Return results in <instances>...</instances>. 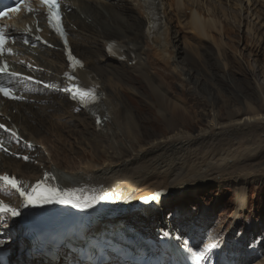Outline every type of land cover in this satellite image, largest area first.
Returning <instances> with one entry per match:
<instances>
[{
  "label": "bare ground",
  "instance_id": "bare-ground-1",
  "mask_svg": "<svg viewBox=\"0 0 264 264\" xmlns=\"http://www.w3.org/2000/svg\"><path fill=\"white\" fill-rule=\"evenodd\" d=\"M73 1L76 9L69 17L79 30H73L72 43L76 54L86 63L82 83L89 85L95 80L101 86L103 97L94 114L84 111L92 120L95 130L91 140L83 135L85 139L90 140L88 147L93 151L90 156L91 163L85 164L75 174L66 170L64 176L68 183L81 186L84 195L97 197L94 200L97 215L113 217L105 218L89 230L72 233L69 237L72 241L78 235L89 239L79 242L82 252L65 249L61 254H51L38 247L22 253L21 247L24 249L31 244L25 239L13 243V235L21 236L26 230L6 214H0V247L9 246L15 264H121L114 257L110 263L106 262V253L99 243H103L111 235L126 232L128 226L150 239L152 245L167 252L168 235L172 231L162 229V237L158 242V235L154 236L152 229L155 218L161 214L158 213L160 207L162 206L163 212L172 203L183 200L187 189H191L188 195H197L195 186L201 182L214 181L219 177L222 180H232L234 177L244 180V177L234 176L238 172L231 174L228 171H234L235 164L251 157L255 153L251 152L256 147L254 145L259 143L264 147V85L254 88L246 77L237 78L233 82L229 80L235 74L228 59L229 52L223 35L226 36L230 30L217 18L218 14L229 11V7L235 9L239 27L241 28L242 19L246 20L248 30L255 37V25L264 20V0H105L102 4L91 0ZM104 13L107 16H104ZM136 14H139V17ZM176 26L202 41L210 42L216 48L217 66L219 69L224 68V75L216 78L221 85L224 102H231L233 97H227L230 91H233L234 97L240 99L239 93L234 91H241L239 88L243 86L246 109L242 114H219L217 102L221 96L216 97L206 87L199 88L203 94L201 98L189 93L188 89L192 84L197 85L200 78L195 80L189 71L185 73L180 68V64H186L187 60L182 57L175 44L180 32L176 30ZM211 33L219 34L220 40L214 39ZM121 37L128 40L120 41ZM109 41L120 43L119 55L107 51ZM53 43L58 46L57 40H53ZM26 53L35 60L34 65L47 69L37 71L40 78L62 85V74L67 69V64L61 51L56 48L53 51L42 48L28 49ZM51 58H55L59 63L53 62ZM189 59L198 62L196 58ZM199 62L205 65V62ZM245 71L255 75L257 72L252 69ZM105 78L109 79L110 84ZM126 83L141 85L140 89L136 88L139 90L138 96L125 86ZM177 87H181V90L176 89ZM44 92L43 89L32 90L29 99H36L35 104L7 103L4 110L6 117L0 121L9 128L17 127L24 137L22 125L35 136L45 134L46 130V133L51 131L52 135L58 127L54 128L57 124L52 118H48L51 115L45 111H60L66 105L74 107L76 104L61 92L49 91L47 96L42 97ZM127 93L136 97L130 98ZM58 97L62 100L59 101ZM254 99L260 100V107L256 106L258 101L253 102ZM140 106L145 107L143 114H140ZM14 110L18 111L16 115ZM149 112L154 114L150 128L147 122L150 121L147 115H150ZM98 117L102 118L101 124L96 122ZM142 120L146 121L144 125ZM77 124L81 125L80 119ZM0 138L5 140L11 151L15 143L19 151L24 150L28 152L26 155L34 157L31 151L33 148L18 141L7 131L0 130ZM29 138L34 140V137ZM26 141L30 140L26 138ZM262 146H259L260 150L264 149ZM86 151L78 153L81 152L79 155L84 157ZM8 155L11 154L0 153V157L5 160L20 162L21 170H13L28 174H23L25 180L21 181L22 184H32L44 173H52L57 167L62 169L61 165L50 159L49 154L41 158L42 167ZM47 156L49 161L45 160ZM43 180L46 183L41 177L40 181ZM157 192L167 193L157 207H137L141 199L155 196ZM14 196L11 189L0 184V200L12 202ZM240 197V205L237 207H247L243 206L246 201L244 196ZM50 234V229L43 230L40 237ZM176 237L187 246L186 248L190 247L193 252H199L196 246L190 241L187 243L188 239L180 233L177 232ZM59 240H65V235ZM201 252L205 260L219 256L215 254L218 250L212 248ZM167 253L169 254V251ZM92 255H100L101 262L95 260L94 263ZM235 256L236 253H230L228 256L219 257L228 260V264H246L245 255L239 254L237 259H234Z\"/></svg>",
  "mask_w": 264,
  "mask_h": 264
},
{
  "label": "rangeland",
  "instance_id": "rangeland-1",
  "mask_svg": "<svg viewBox=\"0 0 264 264\" xmlns=\"http://www.w3.org/2000/svg\"><path fill=\"white\" fill-rule=\"evenodd\" d=\"M94 1L101 2V4L105 2V0H91V2ZM104 16H107V14L104 13ZM136 16L139 17V14H136ZM217 18L221 20L223 25H227L229 27L228 30H230L226 36L223 35V41L229 52L228 59L233 65L235 74L229 80L233 82L237 78L242 79L246 77L248 81L252 82L254 88L257 85H264V20L260 24L255 25L253 29V34L255 33L254 37L250 33V30H248L246 20L242 19L241 28L239 27L238 21H236L238 18L235 9L229 7V11L225 14H218ZM231 22L232 24H230ZM176 30L180 32L175 44L181 51L182 57L187 60L186 64H180V68L185 73L189 71L190 76L195 80L200 78L197 85L192 84L188 89L189 93H194L201 98L203 94H201L199 88L206 87L216 97H222H220L221 99L218 98L219 101L217 102V112L219 114L224 116H227L229 112L242 114L246 109V97H243L245 91L243 86L239 88L241 91H234L235 93H239L238 97L240 99L234 97L233 91H230L227 93V97L230 99L233 97L231 102L228 104H226V101L224 102L221 85L218 84L216 79L224 75V68L222 66L223 69H219L217 66L218 52L216 48L210 42L202 41L180 27L176 26ZM211 35L217 41L221 38L216 33H211ZM125 40L128 39L126 37H121L120 39V41ZM190 57L192 59L196 58L198 62L190 61ZM51 60L59 63L55 58H51ZM255 60H258V62ZM199 61H202L203 64L205 62V65L200 64ZM235 62L237 63L235 64ZM223 63L224 60L222 61V65H224ZM246 69L248 71L251 69L257 70L256 75L250 72L247 73ZM196 76L199 77L197 78ZM105 81L110 84L108 78H105ZM125 86L135 95L139 94V90L136 89L139 86L141 87L139 83L137 85L126 83ZM176 89L181 90V87H177ZM127 94L130 98L136 97L131 96L129 93ZM58 98L59 101L62 100L61 97ZM139 99L141 98L139 97ZM127 101L129 100L127 99ZM254 101L259 102H255L256 106H261L260 100L254 99ZM140 109L142 110L140 114H143L145 107H141ZM44 110H41V112H44ZM13 112L16 115L18 111L14 110ZM45 113L51 115L48 118H52L54 123L59 125H55L54 128L58 127V130L53 132L52 135L51 131L46 133V130L45 134H37L35 136L32 131L22 125L24 135L28 139H30L29 137H34L35 143L40 146L36 147L37 155L35 158H39V154H41L40 158L43 159V156L49 154L50 159L61 165L62 170H67L70 174L79 172L85 164L91 163L90 156H92L93 151L88 147V143L95 132L92 120L88 118V115L83 110L78 109L77 106L66 105L60 111L49 110L45 111ZM149 113L150 115H147L150 121L147 122L150 128L154 114L153 112ZM79 119L81 125L77 124ZM142 122L144 125L146 121L142 120ZM84 134L90 140L85 139L83 137ZM119 142L121 143V140ZM127 145L130 146L129 143ZM14 146L17 145L14 144ZM254 146L256 147L251 152L254 151L255 153L251 157L245 159L242 163L235 164L233 166L235 167L234 171H228L231 174L238 172L234 176L244 177V180L236 177L232 180H228L227 178L226 180H222L219 177L214 181L201 182L195 186L197 195H188L191 189H187L183 200L177 201L175 204L172 203L163 212L161 211V207L158 210V213L160 214L161 212V214L156 217L157 219L155 218V224L152 226L154 236L158 235L156 240L159 241V238L162 237V229H170L172 234L178 232L182 237L187 238V243L190 241L200 252L208 248L209 245H214L210 248L218 250V254L221 257L228 256L230 253H236L234 259H237L239 254L241 256L245 255L246 264H264V149H259V146H262L259 143ZM82 150H87L84 157L79 155L81 152L78 153V151ZM17 158V160H21V158ZM45 160L49 161L48 156ZM4 169L21 170L20 162H11L0 157V171ZM241 170L245 171L242 172ZM18 173L23 176L25 172ZM222 181L224 183H221ZM220 183L223 186H220ZM240 196H244L246 201L243 206H247L242 209L237 207L238 204L240 205ZM231 256L233 257V255Z\"/></svg>",
  "mask_w": 264,
  "mask_h": 264
},
{
  "label": "snow or ice",
  "instance_id": "snow-or-ice-1",
  "mask_svg": "<svg viewBox=\"0 0 264 264\" xmlns=\"http://www.w3.org/2000/svg\"><path fill=\"white\" fill-rule=\"evenodd\" d=\"M19 3L20 0H17ZM27 2V0H25ZM0 4H3V0H0ZM40 4L47 8V15L50 23L54 22V26L56 27V30L60 32V34L63 36L64 33L62 32L59 24V2L58 0H40ZM6 7V5H3ZM28 11L31 12L32 9L28 8ZM28 41L25 40V43ZM7 43V37L5 35L3 27H0V54H3L5 51H7L9 54H11V49L6 48ZM69 59L74 60V58L69 54ZM75 64H80L79 61L74 60ZM82 66V64H81ZM7 71V65L0 66V73ZM13 76H18L17 73H12ZM25 79H31L30 77ZM67 91V89H65ZM0 93H2L5 96H8L12 99H18L19 97L13 95L11 91L7 88H5L3 85H0ZM88 95H91V93H81L80 98L83 102L84 98ZM73 98H77L76 95L73 96ZM3 125H0V128H3ZM7 130V129H5ZM13 136H15V133H12ZM25 160L28 159V157H24ZM47 176V174H45ZM0 181H3L4 183L10 185L12 188H14L19 194L23 197L24 205L25 206H39L40 204H49V203H60V204H66L71 203L73 207H91L92 202L97 199L95 196H90L88 198H78L76 196V190L74 189H65L63 191L57 190L54 187H48L46 185H43V183L38 184L35 188L32 189L31 192H27L23 189L20 182L17 181L15 177H9L8 175H0ZM0 214H10L11 216H18L19 211L8 205L5 204L3 201H0ZM214 245H209L208 248L213 247ZM207 251V248L205 249ZM196 260H200L203 256V252H197L194 254Z\"/></svg>",
  "mask_w": 264,
  "mask_h": 264
}]
</instances>
